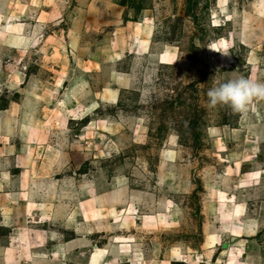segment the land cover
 <instances>
[{"label": "rangeland", "instance_id": "obj_1", "mask_svg": "<svg viewBox=\"0 0 264 264\" xmlns=\"http://www.w3.org/2000/svg\"><path fill=\"white\" fill-rule=\"evenodd\" d=\"M239 76L264 0H0V264H264V100L207 96Z\"/></svg>", "mask_w": 264, "mask_h": 264}, {"label": "crops", "instance_id": "obj_2", "mask_svg": "<svg viewBox=\"0 0 264 264\" xmlns=\"http://www.w3.org/2000/svg\"><path fill=\"white\" fill-rule=\"evenodd\" d=\"M12 25H14V26H19V25H17V24H13L12 23ZM147 40H143V41H138V45L136 46H134V48L136 49L137 48V50L138 51H136L135 49H133V51H136V55H143V54H146V50H147ZM161 54H162V52L161 53H159V54H157V59H158V63L160 64L161 62H160V59L161 58H164V59H166L165 57H161ZM164 56V55H163ZM116 80L117 81H119V78H117L116 77ZM120 82H121V80H120ZM227 174H228V172H227ZM123 193V192H122ZM231 207L232 206H228V204L225 202V201H223V203H222V206H220V209L219 210H222V211H220V214H223L224 216H226L225 215V213H224V211L225 212H230V210H227V209H231ZM235 207V210L234 209H232V213H233V211L236 213L235 215H238L239 216V218L238 217H236V221H230L229 220V218H223V219H226V220H224V222H226V223H233L232 224V227L230 228V230H227V232H229V234H232L233 236H238L239 235V238L241 239L242 237H246V236H252L251 234H255L254 232H255V230H254V228H255V225H254V223H253V220H255L256 218L255 217H253V216H251V215H248V216H245V215H242V213H241V211H242V207H241V205L239 206V205H237V206H234ZM114 213V212H113ZM136 213H137V211L136 212H133V211H131V213H130V215H128L129 216V219H132V217H134V219H136ZM134 214V216H132ZM244 217H248V218H244ZM231 218V217H230ZM163 219L164 218H158V214H148V215H146V216H144V218L141 220V222H142V227H154V226H161V225H166V223L163 221ZM228 219V220H227ZM138 220V219H137ZM161 220V221H160ZM165 220V219H164ZM247 220H250L249 221V223H246L245 221H247ZM241 221H243V225L245 224V226H243L242 225V227L241 226H239V224H240V222ZM144 223H146V225L144 224ZM236 223V224H235ZM257 226V225H256ZM79 232V231H78ZM249 238V237H248ZM131 239H128L127 240V242L124 244V245H122V247H120L121 249H120V251H126V252H131V251H133L132 250V247L130 246V244H127L129 241H130ZM73 241V240H72ZM111 241H114L113 239H111ZM71 242V241H70ZM113 243H115V242H113ZM118 243H123V242H119L118 241ZM209 244L211 243V242H208ZM240 245H243V243L241 242V244ZM211 247V246H210ZM115 249L116 248H118L117 246L116 247H114ZM208 249H209V247H207ZM108 249H112V247H108ZM134 250H135V258H133V259H130V260H127L128 262H131V263H134L135 261L137 262H142L143 261V259H144V257H143V254H142V257H140L139 256V254L141 255V252H139V250H141L139 247L138 248H134ZM101 252V253H100ZM105 253V249L104 250H101V248H95L94 250H93V253H92V255H91V257L88 259L89 260V262H88V264H96V262H97V259L98 258H100V256H101V254L102 253ZM100 253V254H99ZM102 256H104V255H102ZM136 256H138V257H136ZM113 257H118L117 256V254H115V255H113ZM222 257V256H221ZM227 257H231V256H227ZM223 258V257H222ZM117 259V258H116ZM181 260V259H180ZM187 262H188V258H187ZM189 262H191V261H189ZM160 264H168V262H161ZM188 264H196V263H188Z\"/></svg>", "mask_w": 264, "mask_h": 264}, {"label": "clouds", "instance_id": "obj_3", "mask_svg": "<svg viewBox=\"0 0 264 264\" xmlns=\"http://www.w3.org/2000/svg\"><path fill=\"white\" fill-rule=\"evenodd\" d=\"M210 106L227 105L233 111L244 112L254 100H264V82L239 76L216 83L207 92Z\"/></svg>", "mask_w": 264, "mask_h": 264}, {"label": "bare ground", "instance_id": "obj_4", "mask_svg": "<svg viewBox=\"0 0 264 264\" xmlns=\"http://www.w3.org/2000/svg\"><path fill=\"white\" fill-rule=\"evenodd\" d=\"M89 13V12H88ZM227 20H229V19H227ZM246 20V19H245ZM243 22H245V21H243ZM143 24V23H142ZM141 24V25H142ZM220 25H222V24H220ZM242 25V24H241ZM11 26V25H10ZM245 26V25H244ZM8 29H9V26L7 27ZM250 28V27H249ZM10 29H12V30H15L16 28H15V26L14 25H12L11 27H10ZM241 29H242V27H241ZM137 30V29H136ZM241 31V30H240ZM242 38H244V37H242ZM119 39V38H118ZM231 39V38H230ZM240 39V38H239ZM232 40V39H231ZM242 40V39H241ZM246 40V39H245ZM118 41V40H117ZM74 42V41H73ZM113 42V41H112ZM116 41H114V43H115ZM117 46V45H116ZM123 46V45H122ZM118 47V46H117ZM230 47H232V44L230 45ZM120 49V48H119ZM164 57L165 58H168L169 56L167 55V54H164ZM109 58V57H108ZM120 59V58H119ZM247 64H248V62H247ZM233 65V64H232ZM97 67V66H96ZM72 84V83H71ZM30 111V110H29ZM247 122V121H246ZM250 125H252V124H250ZM87 126V125H86ZM93 126V125H92ZM249 127V126H248ZM253 127V126H252ZM91 129V128H90ZM82 132V131H81ZM89 137V136H88ZM87 138V137H86ZM7 140V139H6ZM12 148H13V146H12ZM221 149V148H220ZM236 156V155H235ZM62 164V163H61ZM245 189V188H244ZM115 191V190H114ZM230 194V193H229ZM234 194V193H233ZM246 194V193H245ZM223 195V194H222ZM61 197V196H60ZM259 199V198H258ZM48 208V207H47ZM212 212V211H211ZM213 213V212H212ZM94 216V215H93ZM160 218V217H159ZM100 219V218H99ZM161 221V220H160ZM99 223V222H98ZM145 225H146V223H144ZM178 246V245H177Z\"/></svg>", "mask_w": 264, "mask_h": 264}]
</instances>
